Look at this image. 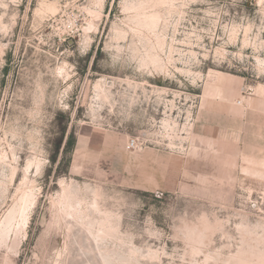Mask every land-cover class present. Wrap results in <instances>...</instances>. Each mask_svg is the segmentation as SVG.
<instances>
[{
    "label": "rangeland",
    "instance_id": "obj_1",
    "mask_svg": "<svg viewBox=\"0 0 264 264\" xmlns=\"http://www.w3.org/2000/svg\"><path fill=\"white\" fill-rule=\"evenodd\" d=\"M0 264H264V0H0Z\"/></svg>",
    "mask_w": 264,
    "mask_h": 264
},
{
    "label": "trees",
    "instance_id": "obj_2",
    "mask_svg": "<svg viewBox=\"0 0 264 264\" xmlns=\"http://www.w3.org/2000/svg\"><path fill=\"white\" fill-rule=\"evenodd\" d=\"M71 140H72V136H69V137H68V140H67L66 148L64 149V152H65V150L67 149L68 144H70V141H71Z\"/></svg>",
    "mask_w": 264,
    "mask_h": 264
}]
</instances>
